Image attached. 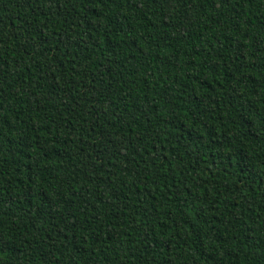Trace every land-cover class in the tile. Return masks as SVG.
Returning a JSON list of instances; mask_svg holds the SVG:
<instances>
[{"label": "trees", "instance_id": "obj_1", "mask_svg": "<svg viewBox=\"0 0 264 264\" xmlns=\"http://www.w3.org/2000/svg\"><path fill=\"white\" fill-rule=\"evenodd\" d=\"M0 264H264V0H0Z\"/></svg>", "mask_w": 264, "mask_h": 264}]
</instances>
